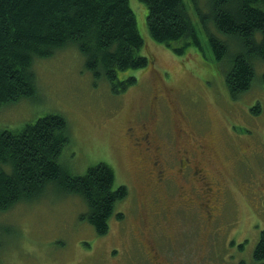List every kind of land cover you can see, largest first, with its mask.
I'll list each match as a JSON object with an SVG mask.
<instances>
[{"label":"rangeland","instance_id":"374dc122","mask_svg":"<svg viewBox=\"0 0 264 264\" xmlns=\"http://www.w3.org/2000/svg\"><path fill=\"white\" fill-rule=\"evenodd\" d=\"M128 2L143 39L141 54L150 59L145 68L118 75L121 81L134 77V84L113 93L86 70L72 45L35 62V96L0 108V131L62 114L70 138L59 158L63 168L82 175L108 164L114 186H124L127 195L116 203L107 234L99 235L81 218L83 198L48 184L0 212V264H258L252 257L264 231V61L256 60L251 88L233 100L190 0L183 3L205 57L193 47L177 56L156 44L145 5ZM131 131L150 134V152L136 149ZM199 140L212 146L205 170L219 190L209 222L202 208L176 196L194 198L188 177L167 167L173 176L163 186L174 187L165 191L147 173L151 148L162 145L169 159Z\"/></svg>","mask_w":264,"mask_h":264},{"label":"trees","instance_id":"16d2710c","mask_svg":"<svg viewBox=\"0 0 264 264\" xmlns=\"http://www.w3.org/2000/svg\"><path fill=\"white\" fill-rule=\"evenodd\" d=\"M138 1L145 5L148 34L156 44L177 56L193 47L205 57L183 0ZM190 3L235 100L251 88L256 60L264 61V0ZM72 45L83 56L86 70L105 80L113 93L135 83L129 76L121 81L120 73L150 62L141 54L143 39L128 0H0V108L35 96V62ZM260 77L264 84V73ZM69 140L66 119L55 112L21 129L0 131V212L51 184L80 195L87 205L81 218L96 234H107L115 205L127 189L114 186L113 168L102 162L82 175L63 168L59 158ZM252 258L264 264V231Z\"/></svg>","mask_w":264,"mask_h":264},{"label":"flooded vegetation","instance_id":"af4514ba","mask_svg":"<svg viewBox=\"0 0 264 264\" xmlns=\"http://www.w3.org/2000/svg\"><path fill=\"white\" fill-rule=\"evenodd\" d=\"M131 133L133 134L132 144H134L136 149L141 151L142 153L150 152V134L146 131H140L139 135L133 131H131ZM199 141L200 142H197L194 145L185 144V150H183L182 153L178 151L179 149H176V153H178V155L173 156L174 154H171V156H173L172 158L175 159L172 164L167 163V161L172 158L165 159L164 147L162 145L157 146L156 148H151L152 156L149 159L150 166L149 172L147 171V173L150 176V180L151 182H153L155 187L162 188L165 191H169L170 188L174 187L171 184L163 186L164 182L171 180L173 176V174L169 171V169H167V167L176 168L174 170L175 173L177 175H180L183 180L188 177V181L190 183L188 185L189 193L194 194L195 190L196 198L195 196L194 198L190 196L183 197L181 191L179 194H176V196L179 197L182 201L190 203V205L187 206L189 208H193L192 206L194 205H198L199 208H202L206 217L205 221L209 222L212 221L211 219L214 215L215 207L213 205L217 204L219 190L218 188L214 189V180L212 181L208 178V175L206 174L207 172L205 170V164L212 161V146L206 141ZM197 184L199 185L198 188H196ZM180 205H182L181 202L180 204H178V206Z\"/></svg>","mask_w":264,"mask_h":264}]
</instances>
